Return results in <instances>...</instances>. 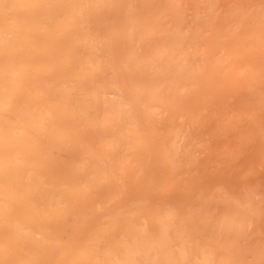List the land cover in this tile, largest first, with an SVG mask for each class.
<instances>
[{
	"label": "bare ground",
	"instance_id": "obj_1",
	"mask_svg": "<svg viewBox=\"0 0 264 264\" xmlns=\"http://www.w3.org/2000/svg\"><path fill=\"white\" fill-rule=\"evenodd\" d=\"M0 264H264V0H0Z\"/></svg>",
	"mask_w": 264,
	"mask_h": 264
}]
</instances>
